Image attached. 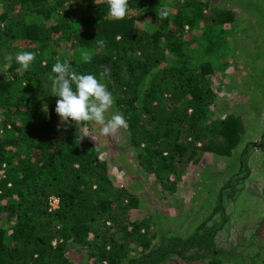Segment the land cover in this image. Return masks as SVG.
Here are the masks:
<instances>
[{
  "label": "trees",
  "instance_id": "16d2710c",
  "mask_svg": "<svg viewBox=\"0 0 264 264\" xmlns=\"http://www.w3.org/2000/svg\"><path fill=\"white\" fill-rule=\"evenodd\" d=\"M165 4L172 12L160 19ZM212 4L128 0V15L117 20L100 0L85 5L81 0H0V45L16 43L13 47L22 52L37 53L23 76L17 74L15 57L0 75V264H71L67 252L76 243L86 246L97 264H146L149 256L152 263L161 262L168 250L151 254L155 234L147 235L144 222L128 221L137 196L114 184L109 162L86 128L64 123L56 114L59 97L52 95L49 76L58 59L68 60L80 74L99 76L108 66L111 75L104 83L113 93L115 110L127 120L128 145L145 169L171 181L173 189L176 180L169 173L187 161V151L188 157L197 150L230 155L245 130L239 113L223 107V116H211L218 107L213 65L207 59L193 64L188 51L186 34L200 23L201 32L192 41L205 55L223 44L215 27L232 21L234 9L210 10ZM31 14L41 20L27 21ZM139 19L154 28L140 27ZM62 41L69 42V57L56 49ZM84 51L92 54L91 63L80 57ZM51 195L59 198L54 210L48 209ZM220 209L217 203L200 226ZM196 230L190 242L204 250L212 247L213 229ZM135 240L143 248L131 256ZM205 254L210 256L206 264H222L213 250ZM260 259L249 264H264Z\"/></svg>",
  "mask_w": 264,
  "mask_h": 264
},
{
  "label": "rangeland",
  "instance_id": "374dc122",
  "mask_svg": "<svg viewBox=\"0 0 264 264\" xmlns=\"http://www.w3.org/2000/svg\"><path fill=\"white\" fill-rule=\"evenodd\" d=\"M81 1L86 4V0ZM211 1L210 10L219 6L234 9L232 21L215 27V32L223 37V44L211 56L205 55L200 44L192 41L201 32L200 23L186 34L190 40L187 47L193 64L207 59L213 65L218 107H213L211 116H223L224 110L219 112V108L224 107L243 118L242 140L232 154L197 150L188 157L187 151L184 156L187 161H181L169 173L168 178L176 180L171 189V181L159 180L157 173L138 162L128 145L126 128L115 136L103 137L99 125L91 122L84 125L86 134L95 137L94 140L88 136L97 145L99 154L108 160V172L114 184L138 198V206L129 210L128 221L144 222L148 226L147 235L155 234L151 254L163 248L168 250L161 262L152 263L154 257L149 256L146 264H206L210 256L205 252L210 250L222 264H249L258 256H261L258 261L264 263V0ZM25 19L41 20L37 14L27 15ZM137 24L148 30L154 28L144 19L137 20ZM13 46L0 45V75L4 72L5 55L11 53L14 58L22 52ZM56 47L67 57L72 53L69 42L62 41ZM114 112L113 107L106 116ZM217 203L221 205L220 211L200 226ZM216 222L220 224L217 228ZM203 227L213 229V246H207L206 250L189 239L197 228L201 232ZM175 237L183 240L181 245L176 244ZM130 247L131 256L143 248L138 240ZM87 250L77 243L69 247L67 255L71 264H97L88 257Z\"/></svg>",
  "mask_w": 264,
  "mask_h": 264
},
{
  "label": "clouds",
  "instance_id": "9594fccd",
  "mask_svg": "<svg viewBox=\"0 0 264 264\" xmlns=\"http://www.w3.org/2000/svg\"><path fill=\"white\" fill-rule=\"evenodd\" d=\"M97 3V0H95ZM108 5V15L113 19L122 20L128 15V0H100ZM183 2V0H181ZM172 9L165 4L160 8L159 18L166 19L171 14ZM104 41H98L100 46ZM37 53L23 51L15 56L19 64L17 74L23 76L29 70L36 59ZM84 63H91L92 54L87 51L82 52ZM4 69L11 67L13 56L6 54ZM50 75L51 92L53 96L59 97L56 100L55 112L64 123L75 122L80 128L86 123L99 125V134L103 137L115 136L121 129L127 127V120L123 113L116 111L110 117L106 113L114 107L115 98L109 91L105 79L110 78L111 69L103 66L99 76L95 74L77 73L68 60L61 62L59 59L52 66ZM91 136V135H87ZM95 140L94 136H91Z\"/></svg>",
  "mask_w": 264,
  "mask_h": 264
},
{
  "label": "built area",
  "instance_id": "2783aa9c",
  "mask_svg": "<svg viewBox=\"0 0 264 264\" xmlns=\"http://www.w3.org/2000/svg\"><path fill=\"white\" fill-rule=\"evenodd\" d=\"M58 201H59V198L58 196L56 195H51L49 197V201H48V209L49 210H54L58 207Z\"/></svg>",
  "mask_w": 264,
  "mask_h": 264
}]
</instances>
